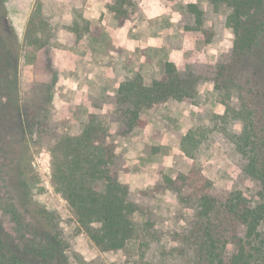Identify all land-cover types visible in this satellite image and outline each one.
<instances>
[{
    "label": "trees",
    "instance_id": "obj_1",
    "mask_svg": "<svg viewBox=\"0 0 264 264\" xmlns=\"http://www.w3.org/2000/svg\"><path fill=\"white\" fill-rule=\"evenodd\" d=\"M138 2L113 0L111 6L127 17ZM262 9L264 0L189 4L177 23L184 41L221 42L225 30L233 28L232 45L213 63L199 60L200 51L194 47L183 62L167 63L161 79L149 84L137 76L124 80L117 93L104 100L91 96L89 121L79 136L54 135L35 108L25 109L27 133L38 144L45 143L51 155L55 192L69 203L81 228L102 252L122 250L136 240L139 264H169L187 255L194 264H264V108L257 107L262 93L243 69L264 33V23L257 19L243 28V16ZM71 31L74 33L66 35V43L78 46L83 34L77 27ZM165 46L175 51L184 47L183 42L171 38ZM12 62L16 70L17 62ZM206 82L225 91L221 97L224 113L186 135L171 134L168 143L173 148L176 176L170 178L158 169L152 189L141 191L122 183L121 176L130 173V166L125 154L118 152L116 140L129 137L136 129L149 128L142 118L144 110L166 104L192 107ZM106 106L110 107L109 124L101 118ZM203 148L221 153L237 168V176L219 181L212 169L199 165L197 155ZM168 192L174 193L178 202L171 232L153 212L156 197ZM7 212L14 231L25 241L20 248L11 243L8 233L0 232V264H65L55 242L63 233L54 225V218L43 213L36 218L38 224L56 232L46 243L43 238L36 239L41 233L30 234L31 224L15 204L8 206ZM167 237L170 245L165 242Z\"/></svg>",
    "mask_w": 264,
    "mask_h": 264
},
{
    "label": "rangeland",
    "instance_id": "obj_2",
    "mask_svg": "<svg viewBox=\"0 0 264 264\" xmlns=\"http://www.w3.org/2000/svg\"><path fill=\"white\" fill-rule=\"evenodd\" d=\"M210 2L139 0L126 17L120 8L111 6L113 0H0V232L8 233L12 244L22 248L25 241L14 231L7 212L8 206L15 204L30 222V234L41 233L35 236L37 240L43 238L47 243L57 236L47 225L38 224L37 216L43 213L54 218V225L63 233L55 242L65 264H139L138 241H129L122 250L102 252L81 228L72 207L55 192L51 155L45 143L38 144L27 133L24 111L35 108L54 135L76 137L89 121L91 96L104 100L116 94L124 80L137 76L149 84L161 79L167 63L183 62L194 47L200 51L199 60L215 62L220 52L232 45L233 28L225 30L221 42L196 44L184 41L177 28L189 4ZM256 19L264 23V9L244 14L243 28ZM74 27L83 34L78 46L66 43V35L73 34ZM169 38L183 42V51L167 48ZM259 40L243 69L262 93L257 107L263 109L264 33ZM12 59L17 62L16 70ZM199 90L196 104L188 109L166 104L144 110L142 118L149 128L136 129L129 137L116 140L118 152L125 154L130 166V173L121 176L122 183L141 191L152 189L158 169L170 178L176 176L173 148L168 143L171 134L186 135L224 113V90L212 82ZM109 112L106 106L101 114L105 124H109ZM197 158L219 181H231L238 174L221 153L203 148ZM177 208L174 193L156 197L153 212L163 219L168 232L175 227ZM184 225L180 223V227ZM165 242L170 245V238ZM169 264L194 262L187 255Z\"/></svg>",
    "mask_w": 264,
    "mask_h": 264
}]
</instances>
